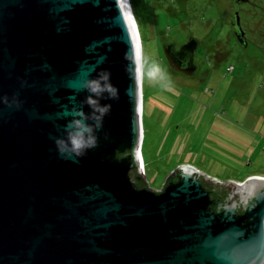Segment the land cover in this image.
Wrapping results in <instances>:
<instances>
[{"label": "water", "instance_id": "95a60500", "mask_svg": "<svg viewBox=\"0 0 264 264\" xmlns=\"http://www.w3.org/2000/svg\"><path fill=\"white\" fill-rule=\"evenodd\" d=\"M128 2L0 0V264H264V177L222 185V200L190 166L159 192L136 184L143 52ZM234 30L248 46L239 14ZM193 39L163 45L187 76ZM105 74L117 97L100 100L96 146L62 156L73 113L92 114L85 84Z\"/></svg>", "mask_w": 264, "mask_h": 264}, {"label": "rangeland", "instance_id": "374dc122", "mask_svg": "<svg viewBox=\"0 0 264 264\" xmlns=\"http://www.w3.org/2000/svg\"><path fill=\"white\" fill-rule=\"evenodd\" d=\"M143 52L140 151L147 188L161 191L190 166L207 182L244 183L264 177V0H129ZM239 13L244 47L231 25ZM197 40L198 72L176 74L162 41ZM156 61L167 81L150 80ZM229 68H232L228 70Z\"/></svg>", "mask_w": 264, "mask_h": 264}, {"label": "clouds", "instance_id": "9594fccd", "mask_svg": "<svg viewBox=\"0 0 264 264\" xmlns=\"http://www.w3.org/2000/svg\"><path fill=\"white\" fill-rule=\"evenodd\" d=\"M126 59L132 61L127 71L135 78L141 75L142 61L139 51H135L132 56L126 54ZM146 75L150 80L167 81V73L163 71L159 63L152 61L147 64ZM108 81V76L102 75L100 79L88 81L85 88L91 93L86 103L92 108L90 116L85 115L82 110L73 113L76 117L67 125V140H57V145L62 156L67 158L79 157L87 149L96 146L97 137L95 132L102 129V117L110 108V105H101L100 100L104 99L107 93L109 99L117 97V90ZM93 97H96L95 99ZM11 106V105H9ZM89 120L92 123H89Z\"/></svg>", "mask_w": 264, "mask_h": 264}, {"label": "trees", "instance_id": "16d2710c", "mask_svg": "<svg viewBox=\"0 0 264 264\" xmlns=\"http://www.w3.org/2000/svg\"><path fill=\"white\" fill-rule=\"evenodd\" d=\"M139 169V168H138ZM138 169L136 168L134 170V174H135V182L136 184L140 187V188H145L146 184H145V180L140 176ZM179 173V171H177L176 173L172 174L166 184H168L170 181H172L174 179V176ZM174 181L176 182V180L174 179ZM205 184H209V182H205ZM207 189L208 191L211 192V196L213 199L215 200H222L224 198H227L228 195L230 194V189L226 186H222L220 184H212V185H207Z\"/></svg>", "mask_w": 264, "mask_h": 264}, {"label": "flooded vegetation", "instance_id": "af4514ba", "mask_svg": "<svg viewBox=\"0 0 264 264\" xmlns=\"http://www.w3.org/2000/svg\"><path fill=\"white\" fill-rule=\"evenodd\" d=\"M231 2L232 3H234L233 5L235 6V5H237L238 6V8H239V6L241 5V4H245L246 2H247V0H231ZM236 14H239V13H236ZM236 14H234V18H233V20H232V26H233V30H234V23H235V16H236ZM234 34H235V30H234ZM247 36V35H246ZM191 39H193V38H191ZM190 39V40H191ZM194 40V39H193ZM196 40V39H195ZM248 40V39H247ZM162 42H164V44H166V43H168L167 41H162ZM163 44V45H164ZM199 44V43H198ZM176 47H177V49H179L181 46H177L176 45ZM244 47H247V45H244ZM189 52V51H188ZM196 54V53H195ZM185 57V56H184ZM196 59V58H195ZM170 67V66H169ZM170 69L172 70V71H174L176 74H180V75H184V76H187V75H185V74H183V73H178V72H176L175 70H173L171 67H170ZM192 76H194V75H192ZM166 185V184H165Z\"/></svg>", "mask_w": 264, "mask_h": 264}, {"label": "bare ground", "instance_id": "6f19581e", "mask_svg": "<svg viewBox=\"0 0 264 264\" xmlns=\"http://www.w3.org/2000/svg\"><path fill=\"white\" fill-rule=\"evenodd\" d=\"M130 4H131V3L128 2L129 9H130ZM132 16H133V15H132ZM140 157H141V156H140V153H139V160H140ZM193 169H194V168H193ZM194 170H195V169H194Z\"/></svg>", "mask_w": 264, "mask_h": 264}, {"label": "built area", "instance_id": "2783aa9c", "mask_svg": "<svg viewBox=\"0 0 264 264\" xmlns=\"http://www.w3.org/2000/svg\"><path fill=\"white\" fill-rule=\"evenodd\" d=\"M230 69H232V68H229L228 70H230Z\"/></svg>", "mask_w": 264, "mask_h": 264}, {"label": "snow or ice", "instance_id": "6c2138e0", "mask_svg": "<svg viewBox=\"0 0 264 264\" xmlns=\"http://www.w3.org/2000/svg\"><path fill=\"white\" fill-rule=\"evenodd\" d=\"M130 18V17H129ZM138 51V50H137Z\"/></svg>", "mask_w": 264, "mask_h": 264}]
</instances>
